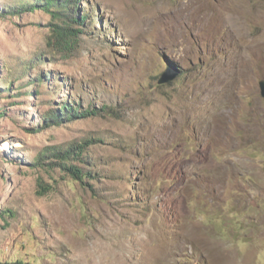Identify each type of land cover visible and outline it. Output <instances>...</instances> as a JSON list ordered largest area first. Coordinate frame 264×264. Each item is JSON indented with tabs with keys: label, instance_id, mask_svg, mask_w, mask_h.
<instances>
[{
	"label": "rangeland",
	"instance_id": "374dc122",
	"mask_svg": "<svg viewBox=\"0 0 264 264\" xmlns=\"http://www.w3.org/2000/svg\"><path fill=\"white\" fill-rule=\"evenodd\" d=\"M35 2L0 0V264H264V0H80L52 41ZM63 102L109 111L38 129ZM73 143L83 184L37 165Z\"/></svg>",
	"mask_w": 264,
	"mask_h": 264
},
{
	"label": "trees",
	"instance_id": "16d2710c",
	"mask_svg": "<svg viewBox=\"0 0 264 264\" xmlns=\"http://www.w3.org/2000/svg\"><path fill=\"white\" fill-rule=\"evenodd\" d=\"M73 3V6H69V3ZM76 2L80 0H46L45 2L36 0L34 4H27L22 8H14L12 12H9L10 15H22L28 11H34L35 8H41L44 11L50 13L55 20H60L62 23H53L49 27L51 29L52 35L50 40H61L64 36L69 35L70 32L76 31L78 35H81L83 32L76 30L72 24L78 25L79 27H84L87 22L86 17L77 18L67 17L69 13V8L78 9ZM76 37L77 35H73ZM78 37V36H77ZM74 39L70 38V41L66 42L71 45V41ZM51 44V43H50ZM41 81V80H40ZM109 111V108L98 110L94 107L82 108L81 105L63 102L61 108L51 111L48 116L44 117L42 125L38 128L40 130L49 128L51 126H60L63 123L73 122L74 120L87 119L93 116L100 115L103 112ZM1 117V116H0ZM91 145V144H90ZM88 145V146H90ZM88 146L83 143H73L69 148H47L44 153L39 155L37 160V165L40 167H47L49 170L60 169L64 173L70 175L75 181H79L81 184L84 183L86 175L79 166L73 165L72 160L81 158L86 152ZM39 193L45 195L50 190V186L47 185L44 181L40 180L39 182Z\"/></svg>",
	"mask_w": 264,
	"mask_h": 264
},
{
	"label": "water",
	"instance_id": "95a60500",
	"mask_svg": "<svg viewBox=\"0 0 264 264\" xmlns=\"http://www.w3.org/2000/svg\"><path fill=\"white\" fill-rule=\"evenodd\" d=\"M176 75H178L177 71L168 68L167 72L159 80V84L163 85L171 82L176 77ZM259 87L261 88L262 96L264 97V80L260 81Z\"/></svg>",
	"mask_w": 264,
	"mask_h": 264
}]
</instances>
